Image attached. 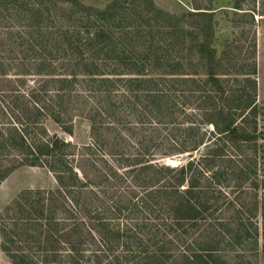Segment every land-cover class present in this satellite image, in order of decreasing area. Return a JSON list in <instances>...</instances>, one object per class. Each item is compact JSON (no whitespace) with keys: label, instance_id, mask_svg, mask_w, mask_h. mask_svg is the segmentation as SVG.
Returning <instances> with one entry per match:
<instances>
[{"label":"trees","instance_id":"16d2710c","mask_svg":"<svg viewBox=\"0 0 264 264\" xmlns=\"http://www.w3.org/2000/svg\"><path fill=\"white\" fill-rule=\"evenodd\" d=\"M18 1L0 0V185L22 166L47 168L57 185L5 208L11 264H230L220 253L250 236L238 208L250 194L264 237V180L249 153L264 137L256 65L232 72L234 59L219 57L214 12H191L186 28L153 0H134L132 21L119 0H25L31 23L6 50ZM76 118L89 123L83 144Z\"/></svg>","mask_w":264,"mask_h":264},{"label":"rangeland","instance_id":"374dc122","mask_svg":"<svg viewBox=\"0 0 264 264\" xmlns=\"http://www.w3.org/2000/svg\"><path fill=\"white\" fill-rule=\"evenodd\" d=\"M25 0H19L18 6L22 7V13L14 15L12 20L3 22L5 37L10 40L11 46L5 47L7 49H13L17 42L19 34L17 33V27L27 31L28 24L31 23L27 18L28 13L24 9ZM84 5L92 6L97 9H105L114 0H80ZM240 1V2H238ZM157 8L162 9L166 13L181 17L185 15L183 22L186 28L193 27V23L196 21L194 17L189 15L191 12L204 11L210 9L209 12H214L215 23V37L212 46L217 50L219 57H231L234 59L233 64H237L236 68H231L232 72L244 70L250 72L254 64L256 65L257 74L255 75L258 84L257 103L260 106V114L258 116V132H264V0H153ZM119 3L129 13V21L134 20L141 11L134 4V0H119ZM239 7L236 8V4ZM63 9L67 10V5H62ZM134 6V7H133ZM51 8V6H50ZM196 8H201L197 10ZM53 13L59 12V6L54 5L51 8ZM129 9V10H128ZM134 13H133V12ZM6 13V12H4ZM11 14V16H12ZM1 18V17H0ZM2 19V18H1ZM6 20V19H5ZM154 23V21H152ZM25 28V29H24ZM145 36H149L145 32ZM29 36L26 32L24 38ZM150 37V36H149ZM7 40V39H5ZM21 41V40H20ZM27 46H30L27 44ZM4 59L14 56L8 52L3 53ZM20 55V54H19ZM190 55V54H189ZM192 59L195 60L194 53L191 54ZM244 66V69L242 67ZM193 68V67H190ZM201 70V67H200ZM210 128V127H209ZM89 123L82 118L75 119V133L72 138L77 144H83L88 141L89 137ZM53 132H57L63 135L59 129L53 127ZM203 148L200 153H202ZM250 156L255 163V169L257 171L258 179L264 180V137H260L257 141V147L252 146L249 151ZM199 152L194 153V156ZM186 157H192L187 154H180L174 157L163 159L159 157V161L166 162L172 166H178L185 162ZM262 184V182H261ZM57 185L56 178L52 172L47 168L22 166L15 170L1 185H0V218L4 214L5 208L10 202L19 195L22 191L50 190ZM264 189H260L261 194ZM262 197V196H261ZM260 197V198H261ZM240 198L238 202V208H242V204L245 210V216L250 221L248 222L247 232L250 234L248 238H244L243 243L236 244L233 249H225L220 254L230 264H264V237L262 226V207L260 204L259 211L249 213V208H253L257 200L252 194ZM245 198V199H244ZM1 222V221H0ZM251 223H253L251 225ZM259 226V232H256V226ZM2 234L0 226V264H11L10 258L2 250Z\"/></svg>","mask_w":264,"mask_h":264},{"label":"water","instance_id":"95a60500","mask_svg":"<svg viewBox=\"0 0 264 264\" xmlns=\"http://www.w3.org/2000/svg\"><path fill=\"white\" fill-rule=\"evenodd\" d=\"M61 137H62L64 140H67L66 136L62 135ZM189 155L194 156V154H189Z\"/></svg>","mask_w":264,"mask_h":264}]
</instances>
